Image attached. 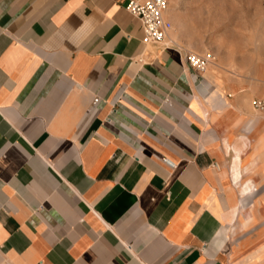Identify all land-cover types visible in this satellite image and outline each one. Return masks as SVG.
Returning <instances> with one entry per match:
<instances>
[{"label":"crops","instance_id":"1","mask_svg":"<svg viewBox=\"0 0 264 264\" xmlns=\"http://www.w3.org/2000/svg\"><path fill=\"white\" fill-rule=\"evenodd\" d=\"M126 2L0 0V264H264V86Z\"/></svg>","mask_w":264,"mask_h":264},{"label":"rangeland","instance_id":"2","mask_svg":"<svg viewBox=\"0 0 264 264\" xmlns=\"http://www.w3.org/2000/svg\"><path fill=\"white\" fill-rule=\"evenodd\" d=\"M168 8L170 39L213 56L207 71L264 86V0H168Z\"/></svg>","mask_w":264,"mask_h":264},{"label":"built area","instance_id":"3","mask_svg":"<svg viewBox=\"0 0 264 264\" xmlns=\"http://www.w3.org/2000/svg\"><path fill=\"white\" fill-rule=\"evenodd\" d=\"M167 7L168 0H127L124 6L125 10L139 21L141 43L144 46H158L159 52L169 47L178 48L175 41L167 40L171 28L170 21L165 17ZM183 51L186 66L197 75L203 74L213 63L214 58L209 53L198 54L185 48ZM141 59L142 57L138 60ZM251 108L257 114H263L264 100L253 99ZM162 161L169 167H174V163L170 159L164 157Z\"/></svg>","mask_w":264,"mask_h":264},{"label":"bare ground","instance_id":"4","mask_svg":"<svg viewBox=\"0 0 264 264\" xmlns=\"http://www.w3.org/2000/svg\"><path fill=\"white\" fill-rule=\"evenodd\" d=\"M167 8H168V7H167ZM171 29H172V26H171L170 30H171ZM170 30H169V31H170ZM206 71H207V70H206ZM206 71H205V72H206ZM205 72H204V73H205Z\"/></svg>","mask_w":264,"mask_h":264}]
</instances>
